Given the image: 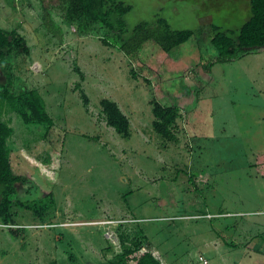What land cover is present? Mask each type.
I'll use <instances>...</instances> for the list:
<instances>
[{
	"label": "rangeland",
	"instance_id": "obj_1",
	"mask_svg": "<svg viewBox=\"0 0 264 264\" xmlns=\"http://www.w3.org/2000/svg\"><path fill=\"white\" fill-rule=\"evenodd\" d=\"M122 1L129 31L164 18L195 34L170 52L150 41L127 56L78 36L61 0H0V28L28 50L5 57L15 89L36 90L53 119L44 134L0 106L12 170L25 179L16 198L54 200L42 220L13 200L23 236L0 225V264H112L118 224L130 240L142 229L140 253L161 264H264V47L208 70L211 25L237 30L249 0ZM102 98L128 117L129 138L106 126ZM152 100L180 109L175 141L153 130Z\"/></svg>",
	"mask_w": 264,
	"mask_h": 264
},
{
	"label": "trees",
	"instance_id": "obj_2",
	"mask_svg": "<svg viewBox=\"0 0 264 264\" xmlns=\"http://www.w3.org/2000/svg\"><path fill=\"white\" fill-rule=\"evenodd\" d=\"M250 15L237 30H223L211 25L210 44L216 55L208 70L217 63H227L233 57L239 56L247 50H258L264 47V0H249ZM59 9L65 23L75 27L80 37L95 35L106 47H116L127 56H134L147 42H154L164 52L187 42L195 34L193 30H174L164 18L137 23L130 31L123 20L125 14L131 11V5L122 0H61ZM199 33V32H198ZM28 52L24 40L15 30L0 28V70L5 76V83L0 84V106L4 105L10 112H14L22 122L30 127H42L47 134L53 125V119L48 114L45 103L36 90L15 89V82L10 69L5 64L8 54L15 56L20 52ZM131 77L137 78V73L131 70ZM84 106L89 103L85 91L76 84ZM106 126L111 127L124 139L130 137V122L122 113L116 102L102 98L99 101ZM151 113L153 116V130L167 141H175L174 129L181 118L177 106H164L152 100ZM13 134V128L1 117L0 110V225L7 226L8 232L18 237L23 234L24 227H19L11 211L13 200L21 208L31 211L42 220L54 205L53 195L47 194L37 201H20L16 198V184H23V176L13 172L10 160L8 140ZM45 225V224H44ZM18 226V227H14ZM120 229L121 252L118 260L112 264H161L150 251L141 252L143 247L142 229L137 236L129 239V233ZM139 235V236H138ZM23 236V235H22ZM129 241V242H128ZM128 244L126 245V243ZM54 264V263H53Z\"/></svg>",
	"mask_w": 264,
	"mask_h": 264
},
{
	"label": "built area",
	"instance_id": "obj_3",
	"mask_svg": "<svg viewBox=\"0 0 264 264\" xmlns=\"http://www.w3.org/2000/svg\"><path fill=\"white\" fill-rule=\"evenodd\" d=\"M1 226H3V225H1ZM45 226H48V225H45ZM3 227H7V226H3ZM16 227H18V226H16ZM19 227H21V225ZM33 227H35V225Z\"/></svg>",
	"mask_w": 264,
	"mask_h": 264
}]
</instances>
